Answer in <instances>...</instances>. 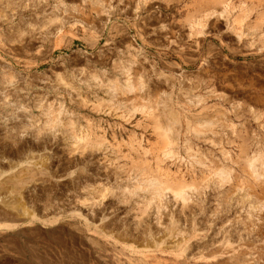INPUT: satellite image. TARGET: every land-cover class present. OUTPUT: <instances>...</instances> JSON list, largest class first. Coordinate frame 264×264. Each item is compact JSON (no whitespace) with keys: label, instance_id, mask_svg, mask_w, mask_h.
I'll list each match as a JSON object with an SVG mask.
<instances>
[{"label":"rangeland","instance_id":"obj_1","mask_svg":"<svg viewBox=\"0 0 264 264\" xmlns=\"http://www.w3.org/2000/svg\"><path fill=\"white\" fill-rule=\"evenodd\" d=\"M0 174V264H264V0H0Z\"/></svg>","mask_w":264,"mask_h":264},{"label":"bare ground","instance_id":"obj_2","mask_svg":"<svg viewBox=\"0 0 264 264\" xmlns=\"http://www.w3.org/2000/svg\"><path fill=\"white\" fill-rule=\"evenodd\" d=\"M199 3V2H198ZM166 107V106H165ZM168 111V110H167ZM172 111V110H171ZM174 111V110H173ZM166 114V113H165ZM157 115V114H156ZM156 117V116H155ZM159 117V116H158ZM172 119V122H174V124H178L179 123V120L177 118V116L172 115L171 117ZM156 122V120H155ZM162 125V124H161ZM173 125V123H172ZM171 126V124H170ZM160 127V126H159ZM177 127V126H176ZM162 136V135H161ZM163 138V137H162ZM165 138V136H164ZM164 147V146H163ZM174 149V148H173ZM171 152V151H170ZM165 154V153H164ZM170 154V153H169ZM29 155V154H28ZM167 155V154H166ZM165 155V156H166ZM27 156V155H26ZM175 156V155H174ZM37 156H33V154L31 155L30 154V157H27L25 158V160H23L19 165L18 167L20 168L19 170L21 171H30L34 168H36L39 164L43 163V160L41 158H36ZM4 160V159H3ZM257 160V159H256ZM256 163V162H255ZM252 169V164L250 166ZM249 167V168H250ZM244 168V167H243ZM250 168V170H251ZM255 168V167H254ZM221 170V169H220ZM253 172V171H252ZM10 173V172H9ZM8 173V174H9ZM1 175V174H0ZM229 175V174H228ZM226 177V176H225ZM6 183V182H5ZM25 183V182H24ZM149 183V182H148ZM158 182H155L153 184H156ZM168 183V182H167ZM4 184V182H3ZM7 184V183H6ZM152 184V183H151ZM161 185V184H160ZM20 186V185H19ZM34 186V184H33ZM166 186V185H165ZM178 186V185H177ZM31 187V185L27 184V185H24L19 187V189H15L13 188V186H10L9 184L8 185H3L0 187V213L1 214H5L6 213H15L17 216H20V217H30L31 216V212L29 210H25V208L21 205V197H22V194H24L23 192L29 190ZM155 187V186H154ZM157 187V186H156ZM168 187V186H166ZM169 188V187H168ZM166 188V189H168ZM160 189V188H159ZM171 190L173 188H170ZM169 189V190H170ZM193 189V188H192ZM243 189V188H242ZM170 190V192H171ZM240 191V190H239ZM243 191V190H242ZM175 192V190H174ZM158 193V192H157ZM176 193L177 195L181 196L182 198H185V190L183 187H177L176 189ZM175 193V194H176ZM187 193V192H186ZM172 196V195H171ZM242 199V198H241ZM260 206V205H259ZM159 212V211H158ZM14 214V215H15ZM250 217V216H249ZM18 218V217H17ZM21 219V218H20ZM166 230V229H165ZM111 232V231H110ZM149 234V233H148ZM156 235V234H155ZM151 236V235H150ZM154 237V236H153ZM124 238V237H123ZM171 240V239H170ZM133 241V240H132ZM137 242V241H136ZM170 242V241H169ZM173 242V240H172ZM179 242V241H178ZM176 244V243H174ZM133 245V244H132ZM157 246V245H156ZM177 247V246H176ZM156 249V248H155ZM252 254V253H250ZM256 255V254H255ZM238 257V256H237ZM243 257V256H242ZM249 257V256H248ZM259 258V257H258ZM263 259V258H262ZM258 259H256V262H257ZM240 261V260H239ZM250 261V260H249ZM261 261V260H260ZM241 262V261H240ZM196 263V262H195ZM253 263V262H252ZM246 264V263H245ZM248 264V263H247Z\"/></svg>","mask_w":264,"mask_h":264}]
</instances>
